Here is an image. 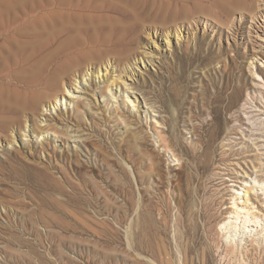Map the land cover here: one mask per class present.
Listing matches in <instances>:
<instances>
[{"label": "rangeland", "instance_id": "374dc122", "mask_svg": "<svg viewBox=\"0 0 264 264\" xmlns=\"http://www.w3.org/2000/svg\"><path fill=\"white\" fill-rule=\"evenodd\" d=\"M248 3L229 20L220 18V23L219 17L202 16L209 25L201 22L190 32L184 27L178 40L175 35L166 39L162 32L170 18L159 10H167L169 0H107L108 5L123 9L125 14L114 25L131 29L133 44L126 47L109 39L106 46L89 52L91 64L78 77L81 84L75 83L74 95H69L75 104L68 101L56 110L28 114L22 130L16 125L9 134L0 131V264H264V235H244L239 246L226 241L219 223L227 219L232 205L230 189L223 186L220 204L216 203L208 177L213 169L197 172L189 156L192 146H202L201 153L210 140L217 114L212 98L219 95L224 97L218 120L220 143L231 134L238 139L240 173L247 170L254 177V167L262 166L258 155L244 157L256 152L250 137H261L250 136L251 124L241 110L248 92H252L251 106L264 112V94L258 93L264 91L257 89L251 75L256 68L264 78V0ZM35 6L43 11L44 0H0L2 21L15 14L20 18L0 34V74L6 77L0 79V93L10 90L11 96H31L24 79L41 66L38 54L48 39L49 25L32 11ZM253 15L257 18L252 22ZM230 21L233 31L227 27ZM150 28L158 34L151 31L149 36ZM72 79H67L69 84ZM112 80L122 87L117 83L113 87ZM107 85L112 91H106ZM235 86L242 93L236 103L228 96ZM136 98L137 105L130 102ZM20 110L4 109L0 125L16 120ZM36 127L54 128L61 136L50 132L43 145L42 136L38 140L33 135ZM158 133L171 143L167 150ZM11 134L15 140L9 145L4 137ZM54 152L74 181L84 184L89 178L99 187L96 194L89 187L85 190L94 206L75 210L84 220L89 218L84 225L54 224L65 219L61 197L31 180L32 165L43 168L51 159L55 163ZM73 160L85 168L66 165ZM261 173L264 180V168ZM123 188L130 191L128 197ZM107 201L111 207L104 205ZM254 202L264 210V199Z\"/></svg>", "mask_w": 264, "mask_h": 264}, {"label": "bare ground", "instance_id": "6f19581e", "mask_svg": "<svg viewBox=\"0 0 264 264\" xmlns=\"http://www.w3.org/2000/svg\"><path fill=\"white\" fill-rule=\"evenodd\" d=\"M169 1H170V5L167 8V10L165 9L159 10L164 14H169V18H170L169 20L170 25H164L163 27L164 31L162 32L164 33V35L166 34V39H169L170 35L171 36L175 35V37L177 36L178 40H180L181 38V34L184 27H188L187 29L190 32V30L192 31L197 30L201 22H204V24L208 26L209 21L207 19L204 20L205 17L202 18V16L208 15V16L219 17V23H220V18L224 20H229V18L234 16V13H236L238 7H241V5L244 3L249 4L248 0H169ZM44 4H45V8L43 11L40 10V6H35L32 9V11L36 12L37 14H40L41 17L46 20V23L49 24L46 27V36L48 37V39L46 43L43 44L38 54L39 62H41V66L36 71L34 76H31L28 73H26V77L24 79L25 87L30 90L31 96H26L23 94H21V96H11L10 90L8 94L0 93V113L4 109H8L11 107H19L21 109L19 116L16 118V120L12 121L10 124L7 125H0V131L2 133L9 134V132H11L16 125L21 127L22 130V126L24 124L23 122L25 119L27 120L28 114L36 116L39 111H42L41 113H43V111L48 112L50 107L56 110L59 107L62 108L63 107L62 105H67L68 101L70 105L72 103L75 104L74 102L75 100L72 99V97H69V95L73 94L74 93L73 91L78 89L76 84L78 85L81 84L78 77H80L81 72L86 67L87 63L91 64V62H89L90 59H88L89 52H91L96 48L106 46L107 44H109L108 43L109 39H114V41L122 43L123 46L126 47H128V45L129 46L132 45L134 42V40L132 39L133 31L131 29L126 27L117 28L114 25V22L118 19L119 15L125 14L124 12H122L123 9L117 5H113V6L108 5L107 0H44ZM159 8L161 7L156 8V11ZM256 18H257L256 15H253V17L251 18L252 22L255 21ZM37 19L41 20V18H37ZM19 20L20 18L16 14L12 16L11 19L10 17L9 19L3 21L2 19H0V34L4 35V33L6 31H9L12 25L18 22ZM233 23H234L233 21H230L227 26L230 30H232V27H234ZM151 31H154V33L158 34V32H156V29L151 30L150 28V33H148L149 36L151 35ZM95 32L97 33H96V38L94 40L93 34ZM92 44H94L95 47H92L91 46ZM85 58L88 59V61L82 63V59ZM109 61L110 59L108 58V65L110 63ZM254 62H256V60L253 61L249 66L250 68L252 67V69L255 68ZM103 63L104 62H102V65H104L106 71H108L109 67L107 66L108 68H106L107 64H103ZM263 65H264V61H263ZM100 67L98 72L99 74H101ZM38 72H41L40 75H38ZM251 73L252 76H255L253 77V81L255 85L258 86L257 89H262L264 91V78L260 76L256 68ZM70 76L73 77L72 79L73 84L70 83L71 85L68 83L69 81L67 80ZM121 76L122 73L119 75V78H122ZM85 77L86 75H83V79H84L83 81H85ZM129 77L131 79L133 78V76H129ZM0 79L4 81L6 80V77L0 74ZM112 82H113L112 84L113 87L114 84L116 86V83L119 88L122 87L120 84H118L117 80L115 81L112 80ZM106 91H112V87L107 85ZM260 92L258 93L261 95L264 94V92L261 93ZM124 93L128 94V88L124 90ZM241 94H242L241 89L238 86H235L232 92L228 94V96L230 100H233V102L236 103L239 101ZM251 94L252 92L247 93V99L242 104L241 106L242 108L241 107L240 108L244 113V117L247 119L246 120L247 124L248 123L251 124L252 128H251L250 136L251 135L255 136L258 134L261 135V137L257 136L258 138L250 137L252 142H254V143L251 142L253 144L252 145L254 148L253 150L256 152H253L252 154L250 153L244 155V157H247V159L248 156L251 155L259 156L258 160L262 166L259 165L261 167L256 168L257 166L256 165L254 167L255 168L253 170V172H255L254 177L253 176L250 177V175H248L249 172L245 168H243L244 170H246L245 174H243L241 170L240 171L242 173H240L237 170L239 168L242 169V165L241 162L239 163L237 161L239 159L238 157H240L241 154L239 152L240 150L236 149L239 143H238V139L234 137L235 135L231 134L227 139H225L222 143H220V135H221L220 122L218 120L220 119V114H221L220 103L224 101V97L222 96L217 95L212 98L213 103L217 105L216 109H214V111L216 110L217 114L215 115V120H213L212 122V127L214 129L212 130L210 140L206 144V147L202 150L201 153L198 151L199 149H202V146L200 148H197V146L194 145L189 150V156L192 158L191 161L192 167L195 170L197 169V172L201 171V169H204L205 172H209L210 170L213 169V172L208 177L209 180H211L213 183V188H214L213 196L216 197V198L214 197L215 198L214 201L216 203L219 202L220 204V199L222 198L220 197L222 193V189H230L229 192H231V196H232L231 197L232 205L230 207V211L228 212L227 219H224L219 223V230H221V232L224 234V237H226L225 239L229 244L232 243L236 246L237 245L239 246L243 243V241L245 240V238L243 239L244 235L245 236L247 234L251 236L257 235V237L258 235L259 236L264 235V210L260 209L259 206H256L254 202V200L258 201L259 199L260 200L264 199V180L259 178V176H262L261 171L264 168V116H261L262 114H264V112L260 113L259 112L260 109L253 108L254 106L253 107L251 106V104L253 103V102L250 103L252 100ZM107 96H109V94H107ZM127 96L130 97V95ZM110 97L111 99H113L112 97H115L114 99H117L116 96L110 95ZM137 100L138 99L136 98L135 100H130V102L133 104L136 103L137 105ZM127 102L123 100L124 106L128 105ZM81 111L82 110H80V112ZM40 122L43 123L44 121H40ZM48 128L50 127L48 126ZM34 129L41 131L39 132L40 134L38 133L36 134L35 133L36 130L32 131L34 132L33 135H35V137L40 138L42 136L41 143L49 139L50 136L52 135L51 133H53L55 137L56 135L61 136V134L55 131L54 128L53 129L42 128V130H39L36 127ZM193 130H195V127H193ZM243 135L244 134H242V136ZM158 136L159 137L157 138L160 139L159 141L165 143L164 147L167 150V148L170 147L169 144L171 143L168 142V144H166L167 141L162 137H160V134ZM6 137H8L9 139L7 141L9 145L13 144V141L15 140L13 134H11L10 136H5L4 138ZM23 137L25 138L24 135ZM2 139L3 138H0V144L2 142ZM201 143L202 141L200 140V144ZM220 149H222L221 155L219 152ZM58 156L57 153H55L54 158H57L55 159L57 161L53 163L51 159L50 164L43 168L40 166L35 167L31 164L32 168L30 169L32 170L34 176L31 177V180L34 178V180H36V182L38 183L37 185L39 187L45 189L46 191L49 190L51 192V195L54 196L56 195L61 197L59 199V205L61 211L65 215V219L62 222L59 221L57 223L55 222L54 224L60 223V225L68 226L71 228H73L75 225H82V224L84 225L88 221H90L89 218L86 217V220H84V216L83 218H81V216L78 215L77 212H75V210L76 211L77 209L84 210V207L94 206L92 205V199L86 196L85 190H87V187H89L91 189V193L94 194L96 191H98L99 187L93 185L92 184L93 182H90L91 180H89V178L87 181H85L84 184L78 183V181H74L68 169L59 165L60 162H58ZM241 158L243 160L242 156ZM65 160L67 161V159ZM177 160L180 161V158H177ZM73 161L68 162L66 165H70V168L74 166L78 168L80 171H82L83 168H85L86 166L84 164H81L84 165L81 168L79 165L80 163L78 164L79 160H77V162L75 161L73 162ZM246 162H249L251 164L252 161L246 160ZM51 170H55L58 175L60 174L59 175L60 177H56L55 173ZM93 170H95V167H93ZM75 175L78 177V180L79 178L82 179V176H80L79 173L76 172ZM66 185L68 187H66ZM223 186L224 188H222ZM96 187H98V189ZM123 189H124L123 193L126 194V196L130 194V191L127 188H123ZM43 199L45 198H42V200ZM104 205L108 207L112 206L110 204V201H107V203ZM70 207L73 208L74 210L71 211V209H69ZM57 237L61 239V236H57Z\"/></svg>", "mask_w": 264, "mask_h": 264}]
</instances>
